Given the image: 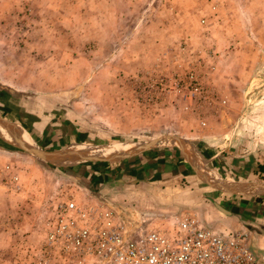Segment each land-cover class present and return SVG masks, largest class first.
Masks as SVG:
<instances>
[{
  "label": "rangeland",
  "instance_id": "rangeland-1",
  "mask_svg": "<svg viewBox=\"0 0 264 264\" xmlns=\"http://www.w3.org/2000/svg\"><path fill=\"white\" fill-rule=\"evenodd\" d=\"M0 127V264H35L48 208L66 198L130 220L145 212L144 225L175 217V188L196 183L189 168L147 187L178 156L171 145L135 164L60 163L18 140L25 131L32 148L54 152L174 136L198 161L197 140L214 131L233 159L264 154V0H0ZM128 171L147 186L131 187ZM238 197L258 206L264 193ZM246 244L264 253V242Z\"/></svg>",
  "mask_w": 264,
  "mask_h": 264
},
{
  "label": "built area",
  "instance_id": "built-area-1",
  "mask_svg": "<svg viewBox=\"0 0 264 264\" xmlns=\"http://www.w3.org/2000/svg\"><path fill=\"white\" fill-rule=\"evenodd\" d=\"M197 90L194 85L191 95ZM48 210L35 264H264L244 230L220 237L191 210L133 227L97 200L66 198Z\"/></svg>",
  "mask_w": 264,
  "mask_h": 264
},
{
  "label": "crops",
  "instance_id": "crops-1",
  "mask_svg": "<svg viewBox=\"0 0 264 264\" xmlns=\"http://www.w3.org/2000/svg\"><path fill=\"white\" fill-rule=\"evenodd\" d=\"M197 141H198L197 145L199 146L198 148V158H199L198 162L200 163L199 169L203 171L204 174L206 175L208 174V176H211L217 180H221L229 183H235L234 178H237V181L238 182L240 181L241 183H249V181L252 182V179L255 178L258 179L264 178V174H259L257 171V165L264 164L263 152L260 154V156L255 155L253 157L248 155H242L238 157L239 160L233 159L230 156L232 155L231 154L232 146H230L229 142L225 141L224 138H222L218 134V132H214V131L205 133V135H203L202 138H199V140ZM74 147H79V146H74ZM173 148L174 151H177L176 153L178 154V156H176V154H174L173 152L167 154L166 157L167 161L166 160L164 161V164L161 165L160 170H162V172L164 171H168V172H166L165 174L160 173L159 178L161 180L160 179L156 180V182L149 183V185L147 186L143 182L144 174L142 175V178L140 177V179H142L140 180L139 178L135 179L134 177L135 171L132 172L128 171L129 173H125L124 177H128L130 173H132L133 175L131 176L134 177L132 178L134 180H131V182H129L130 186L131 187L147 186L150 187L148 189H155L156 188L155 184L162 183L164 181L162 180L164 177L176 173L179 169V165L182 166L186 165L189 168V170L192 172L191 176H188V178L195 179L196 183H194V186L193 185L189 186L188 184H191L190 183L191 180L188 182L186 181L187 186L183 185V187H179L180 192L179 190H177V188H175V191L182 194L184 198L181 197L180 198L181 201H179L180 202L179 203L177 201V197H175L176 201L172 202V204L168 205L167 207L169 211H172L177 207L179 209L183 208V210H191L196 212L202 223L205 224L214 233H216V235L220 237L225 238L227 237V234L229 232L244 230V232H246L247 234V242H264V200L262 201L261 204H258V206H253L251 203L246 202L245 200H242V198L238 197L244 195H234L231 193H224L214 188H211L207 184L203 183V188L205 189L201 191V194H203V196H200V199L195 201L196 199L193 198V190H191V186L195 189L196 184L199 183L198 182L199 180L191 170L190 166L184 160L181 151L176 147ZM154 149L155 148H151L145 152L135 155L134 157L127 158L124 160L125 161L129 159H132L134 161L136 159L144 160L146 155H148V153L150 151H153ZM163 151L164 152H162V155L165 156L166 155L165 151L168 150H163ZM158 154L159 153L157 152V156ZM147 158L148 156L145 159ZM136 162H138V160H136L134 164ZM78 171H82V167H80ZM131 176H129V178H131ZM185 178H187V176L183 177V179ZM140 189L143 190L142 187ZM144 199H146L145 196ZM184 200H186V202ZM128 210H129L128 208L121 209L123 214L125 212L128 213L129 212ZM136 210L139 212L143 211L140 208H136ZM252 211L256 212L255 219L254 217H252ZM153 213L148 212L146 214L152 215ZM137 214L138 217L134 218L135 220H130L131 219L130 217L124 215H121L120 218L125 223L131 224L133 227L136 226L139 221L140 222L142 221L144 216L142 214H145V212L142 214L139 213Z\"/></svg>",
  "mask_w": 264,
  "mask_h": 264
},
{
  "label": "water",
  "instance_id": "water-1",
  "mask_svg": "<svg viewBox=\"0 0 264 264\" xmlns=\"http://www.w3.org/2000/svg\"><path fill=\"white\" fill-rule=\"evenodd\" d=\"M161 144H168L173 147L178 148L183 157L184 160L187 162V164L190 166L191 170L193 173L196 175L197 179L201 181L204 184H207L211 188H214L218 191L224 192V193H231L233 194L232 189H238V190H248L252 189L256 192L258 189H264V183H229V182H224L221 180H217L211 176H208V174H204L203 171H195L189 162L186 159L185 153H184V148L186 147V144L182 142L179 138H176L174 136H162L153 140H150L148 142H145L142 144L140 147H135V150H133L130 153H113L105 157H97V156H83L85 155L81 150H78L77 147H69L65 148L64 150H58L54 152H46V151H39L31 146H28L21 140H18V147L25 151L30 153L31 155L44 160V161H57V162H63V161H72V162H102V163H112V162H118L122 161L127 158L134 157L135 155H138L142 152H145L151 148H154L156 146H159ZM247 187L248 189H246ZM239 191V192H240ZM253 194H258V193H250V192H244L240 193L239 195H253Z\"/></svg>",
  "mask_w": 264,
  "mask_h": 264
},
{
  "label": "bare ground",
  "instance_id": "bare-ground-1",
  "mask_svg": "<svg viewBox=\"0 0 264 264\" xmlns=\"http://www.w3.org/2000/svg\"><path fill=\"white\" fill-rule=\"evenodd\" d=\"M0 135L8 138L7 133L5 132L4 129H2L0 127ZM21 138L23 139V142L25 144H27L28 146H31V140L30 137L28 136V134L23 131L21 133ZM78 150H81L85 155L83 156H97V157H105L108 156L110 154L113 153H130L133 150H135V145H130L128 143H120V142H115L110 146H106V145H98L92 148H83V147H77ZM184 153L186 156L187 161L189 162V164L191 165V167L195 170L198 171L199 170V165L200 163H198V161L195 159V156L193 155V153L190 151V149L188 147L184 148ZM72 161H63L60 163H70ZM200 171V170H199ZM201 172V171H200ZM246 189H248L247 187H245ZM233 190V194L234 195H239L240 193H244V192H250V193H264V189H258V191L256 190V192L252 189H248V190H238V189H232ZM240 191V192H239Z\"/></svg>",
  "mask_w": 264,
  "mask_h": 264
},
{
  "label": "trees",
  "instance_id": "trees-1",
  "mask_svg": "<svg viewBox=\"0 0 264 264\" xmlns=\"http://www.w3.org/2000/svg\"><path fill=\"white\" fill-rule=\"evenodd\" d=\"M257 171L259 174H264V164L257 165ZM260 179L264 180V178H260Z\"/></svg>",
  "mask_w": 264,
  "mask_h": 264
}]
</instances>
